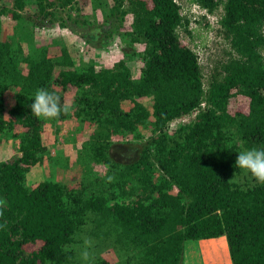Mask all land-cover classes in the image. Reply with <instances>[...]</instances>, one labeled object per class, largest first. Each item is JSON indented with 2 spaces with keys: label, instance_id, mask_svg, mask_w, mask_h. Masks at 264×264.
I'll use <instances>...</instances> for the list:
<instances>
[{
  "label": "trees",
  "instance_id": "16d2710c",
  "mask_svg": "<svg viewBox=\"0 0 264 264\" xmlns=\"http://www.w3.org/2000/svg\"><path fill=\"white\" fill-rule=\"evenodd\" d=\"M75 1L0 5L14 21L11 38L0 22V144L25 124L24 103L40 88H74L79 125L90 127L71 138L78 158L62 185L45 118L35 115L25 148L0 158V264H181L185 242L201 239L213 261L226 252V264H264V184L235 166L240 150L264 147V0H195L210 13L222 7L232 47L223 78L208 87L197 52L176 35L185 25L177 0H91L101 22L74 17ZM28 4L90 46L98 34L101 46L119 37L124 54L144 61L140 73L122 60L98 66L61 42L34 44L17 22ZM35 167L42 177L32 182ZM78 243L93 250L85 261Z\"/></svg>",
  "mask_w": 264,
  "mask_h": 264
},
{
  "label": "rangeland",
  "instance_id": "374dc122",
  "mask_svg": "<svg viewBox=\"0 0 264 264\" xmlns=\"http://www.w3.org/2000/svg\"><path fill=\"white\" fill-rule=\"evenodd\" d=\"M177 1L182 6L181 14L184 16L183 23H185V25L182 24L176 30V35L183 44L190 46L197 52L202 68L203 81L205 87H208L210 81L214 78H217L218 80L223 78L224 72L222 71V65L232 55L230 38L225 37L219 22V19L223 14L222 7H220L215 13H210L195 0ZM0 5L13 6V0H0ZM71 8V14L74 17L78 14L79 18L83 20L86 17L85 15H88L90 20L98 18L101 22V10L99 9L96 11V14H93L94 10L91 0H76ZM19 12L24 17H21V19L17 20V22L20 26H25V28L29 26L28 28H31V33L34 37V44H53L54 41L67 44L73 47L80 56L85 58L86 61L92 60L94 63L98 64V66L112 67L117 62L122 60L128 67L131 68L135 76L140 73V69L144 65V61L141 58L133 55H126L122 52V49L120 48L121 40L117 36L113 37L107 45L101 46L102 35L98 34L99 36L92 43V46H90L91 44L87 43L83 38H81L77 33L71 31L69 28H61L57 23H50L46 21V19H42L43 17H40L41 15L38 14L37 10L32 5H26L25 9L23 11L20 10ZM67 12V10H64L61 14L66 17ZM28 16L38 18L39 24L34 27L27 24V19L25 17ZM40 20H43L42 25H40ZM0 22L1 25H4L3 35L7 38H11L14 25V21L11 19V14L0 16ZM82 26L83 28L85 27L86 29H90L89 25L86 26V24H82ZM99 32L101 33V31ZM92 33H95V31ZM93 44H95V46ZM142 48V45L137 46L138 50H142ZM59 49L60 46L56 45L55 49L52 51H58ZM56 90L62 97L63 104H67L69 106V110L65 112L63 116L54 120L47 119L48 122L45 124L46 126L44 128L43 136L44 143L51 149V152L55 154L54 156L60 154L57 160L53 156L52 162L57 165V167L54 168L57 172L54 170L53 175L60 174V177L62 178L60 184L62 185V183H65L66 179L70 180L72 179L71 176H74V174H72L73 171L70 170L76 167V159L78 158L76 155L77 152H75L77 148L76 143L72 142L71 138L77 134L79 128L81 129L83 135L88 136L90 133V127L85 123L83 126H80V120L75 115L77 111L75 104V89L70 88L64 91L56 88ZM14 102L15 100L13 97L8 94V106L11 107ZM24 106L26 109V117L28 119H26L27 121L25 124L16 125V135L11 134L3 139L0 144V158H8L14 153H17V151L20 150V147H26L23 143V139L25 141H29V139L31 140L33 136L34 124L37 121L36 116L31 112L30 101H25ZM241 108L242 106L240 109ZM173 124L176 125L177 122ZM62 149L64 151H61ZM65 150H68L69 153ZM79 158L82 157L80 156ZM101 168H104V165L95 166L96 170L101 171ZM61 169H63V171H61ZM246 176L252 177L249 172H246ZM40 177H42L40 167H35L31 170L29 179L32 182L38 181ZM202 240L203 239L188 240L185 242L184 257L181 264H213L214 262H216V264L227 263L228 256L226 252L221 253L224 257L221 262L219 259L221 256L213 261L209 255H205L201 249ZM42 244L43 241L38 240L36 243H28L24 245V247L27 250H32L39 248ZM100 248L101 246L96 250L100 251L104 247ZM76 249L78 257H82L79 258V261H85L89 253L93 251L86 245L83 246L81 243L76 245ZM104 258L110 260L111 262L117 260V256L113 252H105Z\"/></svg>",
  "mask_w": 264,
  "mask_h": 264
},
{
  "label": "clouds",
  "instance_id": "9594fccd",
  "mask_svg": "<svg viewBox=\"0 0 264 264\" xmlns=\"http://www.w3.org/2000/svg\"><path fill=\"white\" fill-rule=\"evenodd\" d=\"M31 112L37 117L53 119L69 106L61 104L60 96L47 88L38 89L30 104ZM235 166L246 170L258 182L264 184V147H251L237 152Z\"/></svg>",
  "mask_w": 264,
  "mask_h": 264
},
{
  "label": "crops",
  "instance_id": "0c3cea01",
  "mask_svg": "<svg viewBox=\"0 0 264 264\" xmlns=\"http://www.w3.org/2000/svg\"><path fill=\"white\" fill-rule=\"evenodd\" d=\"M209 239H211V238H209ZM213 239V238H212Z\"/></svg>",
  "mask_w": 264,
  "mask_h": 264
}]
</instances>
